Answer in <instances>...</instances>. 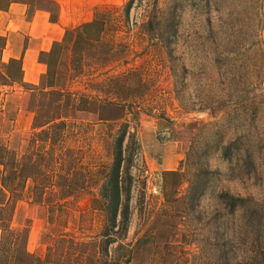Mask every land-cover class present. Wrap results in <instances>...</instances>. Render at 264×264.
I'll list each match as a JSON object with an SVG mask.
<instances>
[{
    "label": "rangeland",
    "instance_id": "obj_1",
    "mask_svg": "<svg viewBox=\"0 0 264 264\" xmlns=\"http://www.w3.org/2000/svg\"><path fill=\"white\" fill-rule=\"evenodd\" d=\"M85 1L52 59L39 55L52 80L44 64L36 84L22 83L20 61L1 60L0 37L8 86L0 92V264H104L99 185L124 123L140 143L126 264H264V108L254 115L247 106V98L264 101V69L227 97L208 39V21L218 29L220 19L239 18L234 5L246 0ZM38 2L57 18L54 0ZM88 22L70 39L67 31ZM206 93L223 96L215 104ZM220 137L231 142L229 156Z\"/></svg>",
    "mask_w": 264,
    "mask_h": 264
},
{
    "label": "trees",
    "instance_id": "obj_2",
    "mask_svg": "<svg viewBox=\"0 0 264 264\" xmlns=\"http://www.w3.org/2000/svg\"><path fill=\"white\" fill-rule=\"evenodd\" d=\"M262 6L263 2L259 1V3L254 4L253 1L246 0L244 7H242L241 3L237 1L233 10L240 14L239 18L220 19V28L218 29L212 27V23L208 21L210 32L208 39L213 57H215L210 61L215 67V76L220 78L219 83L216 84L223 91L222 93L227 94V97L230 96V93L235 92L241 80L246 78L250 80L252 70L255 71L257 67H260L261 70L264 69V39L262 37L264 14L262 13ZM4 7L0 6V10ZM243 13H245V17ZM91 27V23L88 22L67 32H70L71 39L73 35L80 36L83 32L87 33V28L89 30ZM171 29L174 31L173 28ZM65 41L64 37L63 40L55 42L53 47H60ZM53 47L49 52L42 54L52 59L54 56ZM64 49L69 51V47ZM248 55H252L253 63L249 61ZM44 64L47 66L44 79L46 81L51 78L54 79L55 74L52 73L50 60L45 61ZM47 87L53 88L52 83ZM211 91L213 92V90ZM51 92L58 93L55 90ZM222 96L221 93H206V97L215 104L222 99ZM247 106L255 115L260 107L264 108V101L258 104L247 98ZM234 107L236 108V106ZM204 108L210 110L211 107ZM126 137L129 138V142L125 143ZM230 144L231 142L224 141L223 137L219 138V151L222 155L229 156ZM130 145L134 147L132 148ZM136 149L140 150V143L136 139L135 132L129 131L128 124H122L113 135L110 143L111 160L105 165L101 173L102 180L99 185V201L104 212V223L100 232L99 258L104 261V264H126L131 260L132 249L128 243L123 244L122 241L126 237L130 221V190L134 181L131 165ZM12 163V170L14 171L12 177H14L13 175L18 172L19 162L14 159ZM12 177L9 179L11 180ZM0 191L4 194L6 192L5 187L2 186ZM225 196L229 200L234 199L230 194H225ZM3 206V203H0V208ZM115 243L117 247L110 251L109 247ZM232 264L239 263L236 261Z\"/></svg>",
    "mask_w": 264,
    "mask_h": 264
},
{
    "label": "crops",
    "instance_id": "obj_3",
    "mask_svg": "<svg viewBox=\"0 0 264 264\" xmlns=\"http://www.w3.org/2000/svg\"><path fill=\"white\" fill-rule=\"evenodd\" d=\"M54 1L57 4L55 11H58V16L54 19H52V11L46 6H42L38 0H9L8 4L0 10V37L4 38L1 60L5 63L20 61L19 77L22 83L34 85L38 82L45 71L44 64L38 61L39 55L49 52L54 42L62 40L66 27L70 25L67 22L74 21L80 15L79 10H82L83 15L85 7L89 3L85 0L82 2L74 0L76 3H71V0ZM67 4L73 10L66 11L64 6ZM76 4L79 8H75ZM88 11H86L87 15ZM87 20L89 19H84L81 22ZM263 34L264 24L262 37ZM7 87L6 84L0 83V92H3ZM2 94L0 93V95ZM20 113L16 115L18 120L24 119L26 116L25 112ZM29 119L31 121V116H28V121ZM1 234L0 230V238Z\"/></svg>",
    "mask_w": 264,
    "mask_h": 264
}]
</instances>
